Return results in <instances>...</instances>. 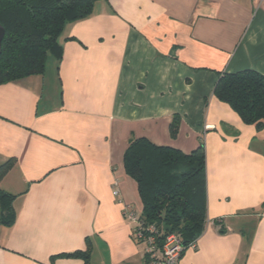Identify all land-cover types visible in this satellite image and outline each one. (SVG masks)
Returning a JSON list of instances; mask_svg holds the SVG:
<instances>
[{"label": "crops", "instance_id": "obj_1", "mask_svg": "<svg viewBox=\"0 0 264 264\" xmlns=\"http://www.w3.org/2000/svg\"><path fill=\"white\" fill-rule=\"evenodd\" d=\"M61 42L44 73L0 84V187L16 195L0 264H146L124 213L142 210L124 167L139 137L204 144L207 222L180 264H264V127L214 95L224 72L264 74V0H96Z\"/></svg>", "mask_w": 264, "mask_h": 264}, {"label": "trees", "instance_id": "obj_2", "mask_svg": "<svg viewBox=\"0 0 264 264\" xmlns=\"http://www.w3.org/2000/svg\"><path fill=\"white\" fill-rule=\"evenodd\" d=\"M95 1L0 0V25L5 29L0 84L44 73L49 55H62L61 37L66 26L90 17ZM214 95L237 112L244 123L255 125L258 130L264 127V74L253 69L224 72ZM180 122L181 117L175 114L170 123L172 137L177 136ZM11 166L12 160L0 165V180ZM124 167L138 185L145 235L154 236L159 247L170 233H178L186 246L199 239L207 222L203 143L187 153L170 145L155 144L147 137L135 138L125 151ZM15 198L0 187V226L14 222ZM151 228L155 230L152 232ZM136 229L135 240L146 244ZM68 255L88 257L87 252Z\"/></svg>", "mask_w": 264, "mask_h": 264}, {"label": "built area", "instance_id": "obj_3", "mask_svg": "<svg viewBox=\"0 0 264 264\" xmlns=\"http://www.w3.org/2000/svg\"><path fill=\"white\" fill-rule=\"evenodd\" d=\"M113 194L118 197L120 195L119 183L116 180L113 184ZM125 217L135 224L137 227V236L145 240L146 254L148 260L146 264H180V258L186 249L197 247L198 239L185 245L182 237L178 233H170L166 236L162 246H158L154 236L145 235L142 230V222L140 220V211L132 204L125 203ZM155 229L151 228L153 232Z\"/></svg>", "mask_w": 264, "mask_h": 264}, {"label": "water", "instance_id": "obj_4", "mask_svg": "<svg viewBox=\"0 0 264 264\" xmlns=\"http://www.w3.org/2000/svg\"><path fill=\"white\" fill-rule=\"evenodd\" d=\"M4 35H5V29L0 25V50H1V45H2Z\"/></svg>", "mask_w": 264, "mask_h": 264}, {"label": "rangeland", "instance_id": "obj_5", "mask_svg": "<svg viewBox=\"0 0 264 264\" xmlns=\"http://www.w3.org/2000/svg\"><path fill=\"white\" fill-rule=\"evenodd\" d=\"M49 57H50V59H51V56L49 55ZM47 63H48V61H47ZM47 67H49V63H48V66Z\"/></svg>", "mask_w": 264, "mask_h": 264}]
</instances>
